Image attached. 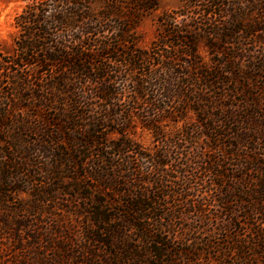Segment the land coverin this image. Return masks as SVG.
Returning <instances> with one entry per match:
<instances>
[{
  "label": "trees",
  "instance_id": "1",
  "mask_svg": "<svg viewBox=\"0 0 264 264\" xmlns=\"http://www.w3.org/2000/svg\"><path fill=\"white\" fill-rule=\"evenodd\" d=\"M25 1L14 22L12 54L0 63L6 73L0 80V264L197 263L205 249L183 250L179 233L169 229L175 216L167 205L175 195L163 190L169 176L163 169L174 166L175 144L164 138L162 126L191 112L201 116L198 124L214 142L233 141L221 168L253 169L247 149L259 156L255 162L264 160V92L249 90L251 76L239 69L241 59L252 58L244 39L257 30L228 0H194L192 9L160 17L155 40L138 49L133 31L158 0H97L95 13L93 0ZM191 10L190 21L177 23ZM200 43L219 58L204 61ZM136 124L154 133V153L126 138ZM110 133L124 141L112 142ZM247 173L226 174L227 184L220 185V198H236V204L224 209L227 225H216L219 231L237 226L239 211L245 228L247 218L264 215L257 207L264 188L250 184ZM36 175L47 179L41 183L49 190H35L42 185ZM21 193L29 199L15 204ZM60 200L68 205L58 208ZM67 215L79 220L75 236ZM44 217L48 225L41 227ZM250 233L248 241L227 235L234 239L228 251L240 252L234 256L240 264L259 257L252 252L264 243L263 229ZM191 251H199L197 259Z\"/></svg>",
  "mask_w": 264,
  "mask_h": 264
},
{
  "label": "rangeland",
  "instance_id": "2",
  "mask_svg": "<svg viewBox=\"0 0 264 264\" xmlns=\"http://www.w3.org/2000/svg\"><path fill=\"white\" fill-rule=\"evenodd\" d=\"M193 1L194 0H158L155 9L144 14L133 31L134 46L138 49L148 48L161 29L159 23L160 17L164 14L177 12L182 8H186V6L192 9L193 6L190 7V5ZM228 2L229 6L236 10V13H243L245 17H248L249 21L247 24L251 25L252 30H257L256 34L253 33L252 37L246 40L244 39L245 44L243 47L246 48V54L252 58L241 59L239 62V69L249 72L248 74L251 76V83L253 85H250L251 88L249 90L263 94L264 65L262 64V56L264 57V0H228ZM25 4V0H0V63H2L3 60H6L4 58H7V56L12 54L14 41L18 34L14 25L15 18L22 12ZM100 7L101 4H99L97 0H93L90 6L91 11L94 13L97 12ZM189 8L183 12L187 13ZM194 12L196 11L191 10L186 16H178L176 19L177 23L190 21ZM260 18L263 20L259 21ZM198 51L204 61L219 58L217 55L212 57V55L208 54L209 50L206 49L203 43L198 44ZM4 74L6 73L0 70V80L3 78ZM245 84L248 85L246 82ZM253 99L255 100L254 97ZM235 100L237 104L242 105V103H244V100L241 101L242 96H237ZM256 100L262 104V101L257 97ZM200 118L201 116H196V114L187 112L184 120L169 124L167 122L162 126V129L166 132L164 138L170 143L175 144V147L170 145V153H173L171 160L174 163V166H168L163 169V173L166 172V174L169 175L167 178L164 177L163 185L166 187L163 188V190L165 189L166 191H169L171 195H175V203H168L167 205L168 209L173 212L172 216H175L173 219L175 224L172 222V226L169 227V229H173L174 234H176V232L179 233L177 239L179 240L180 248L183 250H186L185 248L190 250H195V248L205 249V254H203L202 258L195 264H240L241 262L236 259V254H239L240 252L238 251L234 253L232 249L228 251V248H232V244L230 243L234 242V239L228 240L227 235L229 238L233 236L237 239L245 237V240L248 241L250 239L249 236H251L250 232H259L260 229L264 230V223L258 224L259 219L264 218V215L262 217L259 216L258 220L256 217H251L250 219L247 218L245 220L247 228H245V226H242V223H238V220H240V222H243L244 220V213L239 211L236 221L237 226L230 230L227 229V233L222 231L223 227H221V230L219 231V227H216V225H227L226 218H224V209H232L236 204V198H231L230 201H228L227 198L224 199V197L220 198V195L224 193V188L220 185L227 184L226 182L228 181L227 177H225L226 174L241 177L248 172V178L246 179H248L250 184L253 185L252 182H259L262 188H264V167L262 166V161L264 160L259 158L257 161L259 163L255 162V159L259 156L252 153L250 149H245L247 156L254 159V161L250 163V166H252L253 169L246 172L230 171L232 163L226 164L225 167L227 170L223 167L221 168L222 164L220 161L222 159L223 151L226 153L228 152L226 145H228V142L232 144L234 143L229 137L223 138L221 141L218 139L219 141L214 142V139L201 129L202 125L198 124ZM135 126L136 127L131 131L132 133L128 134V137L126 138L145 152L154 153V151L158 149V147H156L158 143L154 140V133L140 128L138 124ZM117 138H119L118 140L124 141V138L120 137L118 134L110 133V135H108V139L112 142H115ZM214 145H219L220 150L214 148ZM256 164L259 165L258 170H255L256 168H254ZM217 173L221 175L224 174V178L217 177ZM36 177L37 179L35 180H37L36 183L38 185L42 184V181L47 182V179L43 180V175H36ZM65 184L66 183L63 181L60 186L65 187ZM142 184L144 187L148 186V184ZM81 186H83V184H81ZM91 186L94 185L91 184ZM148 187L150 188V186ZM39 188L49 190V188L44 187L43 184L41 187L36 186L35 190ZM30 191L31 190L28 192ZM80 191L82 193L85 192L80 189L79 193ZM89 191L90 189L87 190V192ZM70 193L72 194L74 192L70 191ZM260 196L262 199L257 207L259 208L261 206L264 209V191L261 192ZM14 198L16 200L15 204L17 202L21 204V201L29 199V195L21 193ZM240 198L245 199L247 197L246 195H241ZM169 201L172 202L170 199ZM59 204L60 206L58 208H63L68 205L65 201L61 200L59 201ZM187 210L191 213L187 212L186 215H183ZM191 210L196 212L192 213ZM54 213L59 216L63 215L60 210H55ZM60 219L64 220L63 218ZM217 219L219 220L217 221ZM220 220L222 221L218 224ZM228 221L230 222V220ZM67 222H69L68 224L70 226L73 224V227L70 228L73 236H75L74 234L76 232L80 233L77 228L78 224H76V222H79L77 218L68 216ZM47 223V217L41 218V227L48 225ZM165 223L166 220H162V224ZM212 232L217 235V238L213 237ZM182 234H184L183 237H179L180 235L182 236ZM183 239L188 240L185 243L186 246L182 243ZM214 239H220V241H214ZM190 241L191 244L188 246V242ZM3 242L4 239L0 241V243ZM258 244L260 249H254L252 253L253 255L258 253L259 257H255L257 254L254 257H250L248 264H264V252H261V249L264 250V243L259 241ZM0 246L2 248V245ZM3 246L6 245L3 244ZM191 252L193 253L191 258L197 259L200 254L199 251ZM250 255L251 254H248V256ZM234 256L236 258H234Z\"/></svg>",
  "mask_w": 264,
  "mask_h": 264
}]
</instances>
